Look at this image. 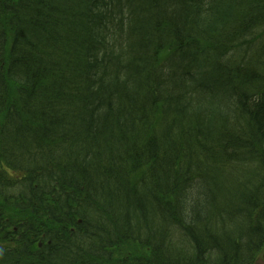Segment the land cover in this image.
<instances>
[{"label": "trees", "instance_id": "16d2710c", "mask_svg": "<svg viewBox=\"0 0 264 264\" xmlns=\"http://www.w3.org/2000/svg\"><path fill=\"white\" fill-rule=\"evenodd\" d=\"M263 98L264 0H0V264H256Z\"/></svg>", "mask_w": 264, "mask_h": 264}, {"label": "bare ground", "instance_id": "6f19581e", "mask_svg": "<svg viewBox=\"0 0 264 264\" xmlns=\"http://www.w3.org/2000/svg\"><path fill=\"white\" fill-rule=\"evenodd\" d=\"M41 16H42L41 13H38V14H37V18H41ZM37 20H38V22L40 21V19H37ZM43 30L45 31V30H47V28L44 27ZM77 31H78V30H77ZM51 32H52V31H51ZM78 33H79V31H78ZM70 39H71L73 42H75V40H77L76 37H71ZM248 104H249L250 106H252V107L254 106L253 103H252L251 101H249ZM263 104H264V98L259 100V104H258V105H263Z\"/></svg>", "mask_w": 264, "mask_h": 264}, {"label": "rangeland", "instance_id": "374dc122", "mask_svg": "<svg viewBox=\"0 0 264 264\" xmlns=\"http://www.w3.org/2000/svg\"><path fill=\"white\" fill-rule=\"evenodd\" d=\"M0 124H1V120H0ZM11 173H12L13 176L16 175V177H17V175H18V174L13 173V172H11ZM7 246H11V245H10L9 243H7V244L2 243L1 240H0V248L7 247ZM259 259H262V260L264 261V250H263V251L261 252V254L258 256V259H257V260H259Z\"/></svg>", "mask_w": 264, "mask_h": 264}, {"label": "water", "instance_id": "95a60500", "mask_svg": "<svg viewBox=\"0 0 264 264\" xmlns=\"http://www.w3.org/2000/svg\"><path fill=\"white\" fill-rule=\"evenodd\" d=\"M257 264H264V261L259 260V261L257 262Z\"/></svg>", "mask_w": 264, "mask_h": 264}]
</instances>
